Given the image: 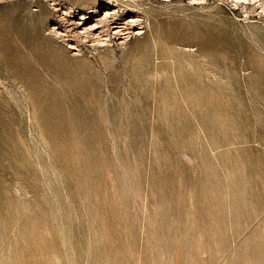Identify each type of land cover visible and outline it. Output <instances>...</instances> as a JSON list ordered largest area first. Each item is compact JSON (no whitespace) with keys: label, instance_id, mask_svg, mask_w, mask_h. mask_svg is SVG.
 Here are the masks:
<instances>
[{"label":"rangeland","instance_id":"rangeland-1","mask_svg":"<svg viewBox=\"0 0 264 264\" xmlns=\"http://www.w3.org/2000/svg\"><path fill=\"white\" fill-rule=\"evenodd\" d=\"M136 2L77 50L0 0V264H264V10Z\"/></svg>","mask_w":264,"mask_h":264},{"label":"bare ground","instance_id":"bare-ground-1","mask_svg":"<svg viewBox=\"0 0 264 264\" xmlns=\"http://www.w3.org/2000/svg\"><path fill=\"white\" fill-rule=\"evenodd\" d=\"M44 5L52 9L57 23L49 24V30L57 37L64 40L67 47L71 49H79V44L89 42L93 45L107 44L108 42L117 41L123 43L129 36L142 33L143 18L136 8H128L127 13H121L120 2L137 0H105L103 4L95 2L97 0H87L86 4H81V8H74L75 0H42ZM103 1V0H102ZM192 3H199L203 0H189ZM234 5L245 7L248 11L251 7H259L264 10V0H229ZM26 2V1H25ZM247 7H249L247 9ZM18 13H22L25 4L15 5ZM35 10H40L36 16L42 22L44 15L48 12V8L36 7ZM139 9V8H138ZM124 12V11H123ZM152 13V14H151ZM151 19L156 20L157 12H151ZM37 21L32 19V23ZM53 43L50 38L47 39ZM76 53V52H75ZM31 234V233H30ZM27 236V235H26ZM263 239L260 241L264 244ZM32 241V240H31ZM28 246V244L24 243ZM264 246V245H263ZM258 247V246H257ZM254 251H256L254 249ZM255 264V263H254Z\"/></svg>","mask_w":264,"mask_h":264}]
</instances>
